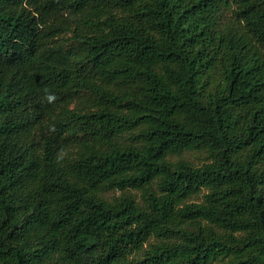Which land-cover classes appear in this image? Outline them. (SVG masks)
Listing matches in <instances>:
<instances>
[{
	"label": "trees",
	"instance_id": "16d2710c",
	"mask_svg": "<svg viewBox=\"0 0 264 264\" xmlns=\"http://www.w3.org/2000/svg\"><path fill=\"white\" fill-rule=\"evenodd\" d=\"M0 264H264V0H0Z\"/></svg>",
	"mask_w": 264,
	"mask_h": 264
},
{
	"label": "rangeland",
	"instance_id": "374dc122",
	"mask_svg": "<svg viewBox=\"0 0 264 264\" xmlns=\"http://www.w3.org/2000/svg\"><path fill=\"white\" fill-rule=\"evenodd\" d=\"M184 158L188 159L191 161L194 165L199 166L205 161V157L198 154V153H189L184 155Z\"/></svg>",
	"mask_w": 264,
	"mask_h": 264
},
{
	"label": "clouds",
	"instance_id": "9594fccd",
	"mask_svg": "<svg viewBox=\"0 0 264 264\" xmlns=\"http://www.w3.org/2000/svg\"><path fill=\"white\" fill-rule=\"evenodd\" d=\"M54 99H55V97L52 96V95H48V96H47V100H48L49 102L53 101Z\"/></svg>",
	"mask_w": 264,
	"mask_h": 264
}]
</instances>
